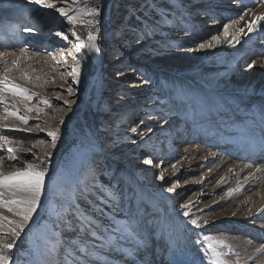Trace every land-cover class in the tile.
Instances as JSON below:
<instances>
[{
	"label": "rangeland",
	"instance_id": "1",
	"mask_svg": "<svg viewBox=\"0 0 264 264\" xmlns=\"http://www.w3.org/2000/svg\"><path fill=\"white\" fill-rule=\"evenodd\" d=\"M5 1L17 5L19 11L30 18L26 20L31 22L28 25H32L39 35L23 31L28 26L24 23L10 26L4 21L0 24V35L12 28L24 37L19 39L20 42L26 37L30 39V43L22 45L26 48L23 57L6 58L4 61L8 64L0 63V75L12 61L19 59V68L13 69L11 76L27 72L31 77L42 78L35 83L15 81L37 94L29 105L44 108L38 104L40 98L52 103L38 119L36 113H29L28 125L15 121L21 129L32 128L31 132L0 128V134L23 141L22 147L31 149V152L18 150L17 160L8 159L7 146L0 149L4 174L23 168L26 163H39L37 157L51 153L43 165L47 168L45 199L17 240L13 250L15 264H88L87 251L95 250L103 243L102 232L91 236L82 230L89 217L105 225L113 218L121 223L131 221L138 232L137 241L141 243L139 251L134 243L123 241L120 250L103 249L95 264H134L129 259L135 255L134 259H137L144 253L160 259L163 264H174L179 260L183 264H210L213 253L208 243L220 239L226 243L215 244L214 248L222 259L228 260L229 264L237 260L246 264L227 246L226 236L233 234L230 229L235 226L230 220L217 222L214 219V204L210 201L221 191L212 190L213 196L204 195L207 193L205 188L213 186L206 182L208 166L199 162L201 155L189 159L184 151L202 143L205 152L221 150L215 144L232 131L225 128L240 125L244 112L254 113L264 107V92L260 90L264 89V83H259L255 93L246 100L245 94L234 92L229 95L226 92L230 89L225 83L233 75L231 78H228L229 74L221 75L217 82H212L207 72L200 69L199 62L226 49L224 38H220L217 45L213 42L212 48L200 49L201 43L210 42L209 36L204 38L206 29L194 33L189 27L184 33L189 21L200 23L206 10L205 1L86 0L87 6L99 10L96 27L100 51L90 53L84 49L82 55L75 52L72 26L54 9L28 3V0ZM57 6L70 9L76 5L72 0H58ZM224 19L229 22L235 17L231 15ZM49 28L51 32L46 30ZM76 30L86 41L87 30L79 25ZM58 32L67 35L68 39L65 40L63 35H57L56 39ZM49 38L55 42L53 47L45 48L44 41ZM1 41L11 42L6 36ZM262 43L264 33L258 36L254 45ZM53 50L57 51L55 54L63 50L77 55L81 61L79 82H74L68 71H59L61 66L45 64L44 58L47 59ZM243 57L236 61L233 70L244 63ZM63 61L68 64L69 60L64 57ZM220 86H224L223 90ZM69 88L73 90L72 94H69ZM178 96L180 105L172 109V100ZM212 97H217V102H213ZM227 97L233 105L230 115L226 117L225 113V117H221L222 107L212 115V108L217 104L224 106ZM64 100L71 101V105L64 104ZM7 102L12 104L15 100L9 96ZM166 107L160 116L159 110ZM20 114H24L23 105H20ZM202 114L208 116L206 127L211 128V132L214 130V134L205 133L204 140L187 130L190 122L195 123ZM177 117L181 124L172 130V122ZM61 118L63 124H59ZM57 126L61 129V138L52 148L45 132ZM133 128L137 131L133 132ZM40 140H45V145H39ZM146 159L153 161L151 168L144 163ZM172 187L175 191L169 192ZM204 201L207 207L201 204ZM69 205L72 207L65 211ZM184 212H188V216ZM168 213L174 220L189 224L192 219L197 220L201 252L182 245L169 247L165 224ZM69 221L71 227H68ZM234 231L238 232L240 228ZM58 240L62 244H58Z\"/></svg>",
	"mask_w": 264,
	"mask_h": 264
},
{
	"label": "bare ground",
	"instance_id": "2",
	"mask_svg": "<svg viewBox=\"0 0 264 264\" xmlns=\"http://www.w3.org/2000/svg\"><path fill=\"white\" fill-rule=\"evenodd\" d=\"M204 1L206 10L202 13L200 23L189 21L185 26L184 33L186 32V29L190 27L194 33H197L199 29H206L204 38L209 36L210 41H212L213 37H219V39L224 38L226 49H224L223 53L215 52L209 56L206 61L204 60L199 62L200 69L203 72H207L209 75L208 78H210L212 82H217L221 75L225 76L229 74L228 78H231L233 75V82H230L232 79H229L230 81L225 83L228 85L227 89H230L226 92H228L229 95H232L234 92L236 94H245L244 99L247 100L255 93L256 88H258V84L264 83V43L258 46L254 45L255 40H257L258 36L262 35L264 31L258 30L253 33H247L246 28V24L254 19L255 15L264 14V0ZM19 10L20 8L17 5L11 4L5 0H0V21H3L2 19L6 14L12 13L11 15L13 18L11 19V22L4 19L8 21L10 26L14 23H24V25L30 24L31 22L26 21L30 20V18L27 15H23V13ZM17 11L19 12L16 13ZM13 13H16V15L14 16ZM245 13L248 14L245 20L240 21L236 27H244L245 33L247 34L239 35V42L232 39L231 36L225 38L223 35L224 25L232 24L233 21L239 20V17L245 15ZM17 15L18 17H16ZM231 15L235 17L233 21L228 22V19H224L230 17ZM14 17H16V20H13L15 19ZM210 18L212 20H208ZM207 20L208 22L203 24V21ZM2 23L3 22H0V24ZM26 27L33 28L32 25H28ZM46 30H48V32L52 31L50 28ZM219 31L222 32L219 33ZM230 31H232V29H230ZM31 33L39 35V32L37 31H31ZM4 36H6V39H10L11 42H2L1 39L3 40ZM58 37L56 39H58ZM22 38L24 37H21L15 29H6V33L0 35V52L4 53L3 57L0 59L4 60L6 58L13 59L23 57V54L26 52V48L22 45L30 43V39L26 37L27 40L25 39L20 42L19 39ZM53 42L55 41L50 38L46 39L44 41L45 48L53 47ZM217 44L219 43H216V45ZM22 47L23 50H21ZM215 50H218V48ZM56 52V50H53V52H51L52 54L49 55L47 59L44 58L43 61L47 65L55 67L61 66L59 71L66 70L70 73L74 63L73 56L77 57V55L70 51L61 50V52L55 54ZM62 53L65 56L62 55ZM67 53H71V55ZM242 56H244L242 60L244 63H241V65L236 67L237 69L233 70L236 61L238 59L241 61ZM64 57L69 60L68 64L64 63ZM253 61H255V64H253ZM249 65L252 66L250 67ZM224 86H220L219 89L223 90ZM260 90L264 92L263 88H260ZM212 101L217 102V97H212ZM226 101L227 102L224 106H219L217 104L218 106L216 105L213 107L211 111V113H213L212 115L217 113V110L222 107L221 109L223 111L221 117H225V113L227 114L226 117H228L230 115L229 113L233 109V105L230 103L228 97ZM179 103L180 97L178 96L176 100H172V109L176 106L178 108L180 105ZM167 108L168 107L159 110L160 116L163 115L164 110ZM172 109L167 111L170 112ZM207 117L205 114H202L201 118H199V120L195 123H193L192 120V122L188 125L187 130L190 129L194 133L198 134L202 140L206 139V134H214V130L211 132V128L206 127ZM241 117H244V119L240 120V125L229 129L230 125L228 124L229 126L225 128L226 130H232L230 131L231 135L224 139L220 138L217 143L215 142V145L221 148V150L217 152H205V149L202 147V143L186 149L184 154L185 157L189 159L201 155V158L199 157V162L209 168L208 174H206V182L208 185L213 184V186L208 187L207 189L205 188L207 193L204 195L213 196L210 193L212 190L221 191L217 197L213 196V199L211 198L212 200L210 201V203L214 204V219L217 222L230 220L232 225L236 228H240V231L238 232L234 231L236 229L235 227L230 229L233 234H230L228 237L226 236L227 246L235 252L236 256L240 259H244L246 264H264V252L258 253L256 251L257 248H264V153L259 150V141L262 130H264V107L254 113L248 114V112H244ZM178 119L179 118L177 117L176 121L172 122V130H175L180 126L181 123ZM207 129L210 130H208L210 133H207ZM149 165L150 166L148 168H151V164ZM229 169H231V171H229ZM199 180H201V184L202 178ZM204 195H202L201 198ZM174 196H176V194H174ZM44 199L45 193L41 196L40 207L43 204ZM201 204L204 207H207V202L204 201ZM40 207H38V209ZM200 208L201 207H199V209ZM0 212H3V214L7 216L11 215L4 209H0ZM195 214L197 216L198 213ZM165 224L167 242L170 248L182 245L187 249H193V251L195 250L196 252L202 251V247H199L200 245L197 237L198 227L187 222L174 220V216L171 213H168L166 216ZM136 256L137 255L132 256V258L129 259V262L133 261L134 264H163V261L160 259H153L146 253L139 256L137 259H134ZM115 264L122 263L115 262Z\"/></svg>",
	"mask_w": 264,
	"mask_h": 264
},
{
	"label": "snow or ice",
	"instance_id": "3",
	"mask_svg": "<svg viewBox=\"0 0 264 264\" xmlns=\"http://www.w3.org/2000/svg\"><path fill=\"white\" fill-rule=\"evenodd\" d=\"M28 3H34L40 5L47 9H54L57 13L63 16L71 28V35L75 38V52L82 55L83 50L87 49L88 52L94 53L99 52L100 48L98 46V35H97V25L99 21L97 17L99 15V10L97 7L87 6L86 0H72V3L76 5L74 8L66 9L65 7H58V0H28ZM84 4L81 7V4ZM248 14L239 17V20L233 21L232 24L224 25L223 35L225 38L231 36L232 39L238 41V36L241 34L253 33L256 31H264V14L255 15L254 19L246 24L247 33H245L244 27H236L240 21L245 20ZM81 26L83 29L87 30L86 41L81 38L77 32V26ZM232 29V31H230ZM23 31L31 32L34 31L31 27H25ZM56 35H63L65 40L68 36L58 32ZM212 41L216 43L220 42L219 37H213ZM201 43L199 45L200 49L212 48L214 47L213 42ZM4 53L0 52V58H2ZM63 55V53H62ZM71 55V53H69ZM31 59L32 57H25ZM73 66L69 75L72 77L74 82H79L81 73V61L73 56ZM0 63L8 64L7 61L0 59ZM255 64V61H253ZM20 60H14L8 67L4 68L3 74L0 75V106H2V111H0V128H16L17 130L31 132L32 128L25 127L23 129L19 128L15 124V121H19L21 125H28L29 123V113H36V118H39V114L44 112L45 108H51L52 103L48 99L40 98L38 99V104L43 105L44 108L37 105H29L34 96L37 94L30 92L28 88L22 87L15 81L17 79L30 81L35 83L42 78L31 77L27 72H20L18 76H11L10 73L13 69L19 68ZM250 67L252 65H249ZM42 86V85H41ZM69 94H72L73 90L68 89ZM12 97L15 103L9 104L8 97ZM57 100L60 97L56 98ZM64 104L71 105V101L64 100ZM20 105H23L24 114H20ZM45 115L47 113L45 112ZM47 122V121H46ZM64 121L61 118L59 124H63ZM44 131V130H41ZM133 132L137 129L133 128ZM45 135L50 138V143L52 148L57 146V141L61 138V129L59 126L54 128H49ZM39 145H45V140H40L37 142ZM23 141H15L11 139L8 135L0 134V149H4L7 146L6 151L9 153V160H17V151L31 152V149H25L22 147ZM20 145L18 149L16 146ZM36 145H33L35 147ZM259 150L264 153V130L259 141ZM51 153L48 152L43 158L37 157L36 159L39 163H26L23 168H18L9 174L5 175L2 171V166L4 160L0 157V209L6 210L11 213V217L4 215L0 212V264H15V257L13 255V250L17 244V240L20 238L21 234L25 231L26 226L32 221L34 214L37 212L38 207L41 204V196L45 193V178L47 175V168L43 167L47 163L48 157ZM151 159H146L145 164H152ZM231 171V169H229ZM163 179V175L160 177ZM169 192H174L175 188H169ZM72 206L69 205L65 208L68 211ZM187 207V205H185ZM185 216H188V212H184ZM190 223L196 227H200L197 220L192 219ZM205 224L208 223L207 220L204 221ZM68 227H71V221L68 222ZM82 230H86L89 235L96 236L97 232H102L100 236L103 243L99 248L95 250L87 251V256L90 257L88 264H95V261L100 259V253L103 249L108 251L120 250L123 248L122 241L126 243H134L137 251L141 247V243L137 241L138 232L136 226L131 221L118 222L114 218L111 222L105 225L103 222H97L91 217L87 218L85 225H82ZM207 239V238H206ZM58 244H62V241H57ZM226 242L222 239L211 241L208 243V248L212 250L213 259L210 264H229L228 260L222 259L219 253H216L214 248L215 244L224 245ZM83 251V249H81ZM258 253L264 252V248H257ZM174 264H179V261H175ZM234 264H240L237 260Z\"/></svg>",
	"mask_w": 264,
	"mask_h": 264
}]
</instances>
